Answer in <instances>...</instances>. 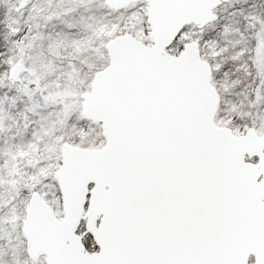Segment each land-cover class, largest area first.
I'll use <instances>...</instances> for the list:
<instances>
[{
  "label": "snow or ice",
  "instance_id": "snow-or-ice-1",
  "mask_svg": "<svg viewBox=\"0 0 264 264\" xmlns=\"http://www.w3.org/2000/svg\"><path fill=\"white\" fill-rule=\"evenodd\" d=\"M0 264H264V0H0Z\"/></svg>",
  "mask_w": 264,
  "mask_h": 264
}]
</instances>
